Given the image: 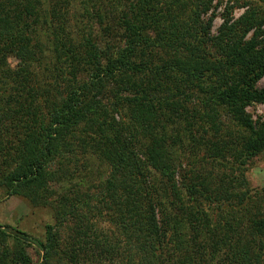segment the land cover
Listing matches in <instances>:
<instances>
[{"label": "trees", "instance_id": "obj_1", "mask_svg": "<svg viewBox=\"0 0 264 264\" xmlns=\"http://www.w3.org/2000/svg\"><path fill=\"white\" fill-rule=\"evenodd\" d=\"M43 1L0 0V188L55 223L44 240L0 225V264H30L31 248L38 264H264V191L181 179L178 147L234 167L264 151L247 110L264 103V0H234L216 34V14L203 19L214 0H191L188 17L173 0H83L101 27L80 39L61 8L44 19ZM80 154L108 163L97 187L66 166Z\"/></svg>", "mask_w": 264, "mask_h": 264}, {"label": "rangeland", "instance_id": "obj_2", "mask_svg": "<svg viewBox=\"0 0 264 264\" xmlns=\"http://www.w3.org/2000/svg\"><path fill=\"white\" fill-rule=\"evenodd\" d=\"M166 1V0H165ZM172 1V0H167ZM172 5L173 14H178L181 17H188L192 13L193 4L191 0H173ZM234 0H214L213 5L209 13L204 14L203 19L206 20L211 13H215L216 18L212 27V34L218 33V28L223 22L222 13L227 5L234 3ZM43 17L46 21L54 26L55 22H58L57 16L53 13L54 9H59L65 13V22L68 26V30L73 33L75 38L80 39L89 31L99 29L98 18L93 17L84 10L83 0H44L43 1ZM164 12H168L169 9L166 5L161 4ZM244 9H236L235 14L239 16ZM170 12V11H169ZM69 24V25H68ZM40 40L45 48L46 56L52 55L54 50V43L51 42L50 34L44 33L40 37ZM49 59L45 58L43 66ZM11 66L15 67L17 60L14 57L9 58ZM259 88H264V77L258 82ZM248 112L252 115L255 122L261 123L264 121V103H254L247 107ZM222 120L228 122L226 117H222ZM197 140L199 136L203 134L197 133ZM207 138V136H205ZM238 138V137H237ZM199 141H202L201 139ZM204 146V145H203ZM199 143H195L191 140L183 141L179 143V150L182 152V168H180V178L182 174H185L188 178H193V171H202L203 176L208 177L209 182L213 188L219 187L221 184H225L230 179H245L247 186H241L239 181L238 190L251 189V193L264 191V151L253 157L244 167L233 166L232 164L224 161H218L216 158L210 157L211 151L207 150V147H203ZM91 156V158H89ZM231 159V158H230ZM71 171H76V175L79 176L78 181L85 189L90 183L96 186L99 180L110 172V168L107 162L100 160L95 155H79L76 159H71L66 162V166ZM204 165V167L202 166ZM244 168H246L244 170ZM243 173V174H242ZM99 179V180H98ZM88 180V181H85ZM97 187V186H96ZM102 188V187H101ZM101 188H92L91 191L98 194ZM264 193V192H263ZM216 203H211V207H215ZM97 206L102 208L103 216H99L98 220L100 225L104 228H110L109 222L110 211L106 209L103 203H98ZM55 220L52 213L42 207H32L28 201L20 196L12 195L6 196L3 190L0 188V225L8 227L9 230L20 229L26 231L29 235L38 238L45 239L46 226L48 224H54ZM40 256L38 253L31 249L25 251L23 261L31 262L30 264H38Z\"/></svg>", "mask_w": 264, "mask_h": 264}]
</instances>
